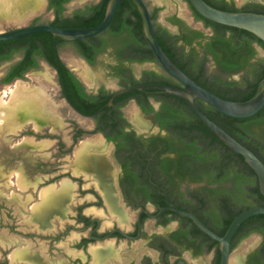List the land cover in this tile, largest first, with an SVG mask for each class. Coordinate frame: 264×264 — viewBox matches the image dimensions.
Here are the masks:
<instances>
[{"label":"flooded vegetation","instance_id":"1","mask_svg":"<svg viewBox=\"0 0 264 264\" xmlns=\"http://www.w3.org/2000/svg\"><path fill=\"white\" fill-rule=\"evenodd\" d=\"M46 1V9L29 25L55 20L57 10L50 0ZM72 1L63 3L61 15L87 13L88 7L101 0L81 4L77 0L74 5ZM125 1L132 13L137 7L135 1ZM184 1L192 19L179 10L162 13L164 6L145 0L155 30L175 47L188 67H204L208 85L231 98L237 86L245 88L264 73V45L250 35L242 34L246 38H241L237 30L221 31L225 40H220L215 29L198 20L189 1ZM256 1L247 0L239 6L236 0H212L228 7L233 3L237 7L258 4ZM36 7L21 9L17 4L12 8L28 13L41 10L43 5ZM51 15L50 19L44 18ZM148 46L147 42L143 48ZM72 51L96 74V83L90 87L61 57L90 97L104 98L120 88L137 85L134 82L144 83L150 80L151 71L165 73L157 62H153L156 67H143L149 62H140L141 55L135 48L120 52L108 46L96 54L93 62L74 46ZM22 58L21 53H15L8 60L1 83H13L37 70L29 68L23 77L5 81L10 68ZM42 62L53 72L60 97L76 115L89 119L92 128L71 121L68 140L56 136L55 157L59 163L64 158L69 162L63 167L66 171L52 175L56 163L44 157L36 163L24 158L20 165L5 171L3 179L7 181L0 187V206L6 207L4 211L0 208V264H171L179 259L188 264H221L218 240L192 219L173 210L160 211L173 205L193 212L214 233L224 236L229 219L249 207L264 206V196L259 184L241 178L244 169L219 165L216 149L201 147V137L197 128L193 129L200 126V120L191 105L160 101L154 95L146 104L130 95L115 102L123 93L111 106H106L109 99L97 112L86 114L65 96L57 68L44 56L40 65ZM100 64L104 65L101 73ZM236 73L239 79L234 77ZM173 110H177L178 117ZM248 118V124L242 120L233 127L243 143L264 158V118ZM47 125L55 130L62 123L55 128L50 122L43 126ZM19 132L11 134L23 137L10 148L11 152L25 147L30 139L21 129ZM47 142L43 140V144ZM37 173L43 176L33 182L31 177ZM245 221L231 239L229 264H264V217ZM251 237L258 239L247 246L245 241ZM234 251L237 257L232 260Z\"/></svg>","mask_w":264,"mask_h":264},{"label":"trees","instance_id":"2","mask_svg":"<svg viewBox=\"0 0 264 264\" xmlns=\"http://www.w3.org/2000/svg\"><path fill=\"white\" fill-rule=\"evenodd\" d=\"M51 6H54L57 10V16L55 20L49 22L52 25L65 27V28H80V27H93L100 24L106 13V8L108 4V0H101L99 3L93 5L92 7H88L87 13L77 14L72 17H65L61 15V11L63 9V3L67 0H50ZM210 5L220 8L223 10L230 11H254L259 13H264V4H254V5H245L243 7H237L234 3L228 6H221L212 2V0H205ZM220 2V1H219ZM222 3L228 4L226 1H221ZM193 11L198 20H203L207 26L213 27L216 31V37L220 40L224 41L225 37H222L221 31L223 33L227 31H238L241 38H246L245 35H250L254 39L260 41L263 45L264 42L258 38L255 34L240 29L237 27H232L224 24H220L209 20L203 17L192 5ZM129 3L125 0H122L118 11L110 24V26L100 35L76 41H68L62 39L60 37L54 36L52 33L47 31L38 32L32 34L30 36L12 39V40H1L0 41V61H8L13 58L15 53H21L22 59L21 61L14 64L9 72L5 81L13 80L16 76L23 77L25 70L29 68H40V58L43 56L59 71L60 81L64 88V94L67 96L69 102L74 104L79 110L83 111L86 114H92L98 111V109L107 103L112 94L106 97H90L83 89V86L79 82L76 75L68 68L65 61L60 56L59 47H62L64 44H71L74 46L79 54L87 58L90 62L94 61L96 54L102 50H104L108 46H113L117 48L120 52L126 50H132L133 48L138 49L139 54L141 55L138 59L140 62H157L154 53L152 52L150 46L144 49L143 46L147 44V41L144 37L142 30V18L141 15L136 8L134 11L130 13L128 11ZM38 22H34L33 24H37ZM162 28V25H159ZM166 30V29H163ZM157 38L159 44L162 46L163 50L167 53V55L192 79H194L201 86L209 89L215 94L226 98L227 96L222 95L219 90L208 85L207 78L204 76V67L200 68H192L188 67V64L184 61V58L177 53L175 47L170 45L160 34V31H156ZM243 34V35H242ZM224 36V35H223ZM158 63V62H157ZM165 72V71H164ZM150 80L145 81L144 83H162L171 86L182 87L175 78L165 73H158L156 71L148 72ZM264 78V73L261 74L256 81L248 84L245 88H242V85L237 86L236 94L232 96L231 100L244 101L252 98L256 95L260 89L261 80ZM133 84H139L138 82H134ZM131 85V84H129ZM259 85V87H258ZM126 86V85H124ZM157 89H143V90H132L129 92L120 95L115 99V102L119 101L123 96H136L139 101L143 104L148 103V98L151 95L156 96L157 100L182 104L187 103V101L179 97L177 95L172 94H161ZM200 109L204 112L210 119L214 120L217 124H219L222 128H224L227 132H229L232 136H234L238 141L242 144L243 141L240 138V133L233 127L240 121H244V124H248L250 120L249 118H236L231 117L226 114L219 112L214 109L210 104L205 101L199 100L198 102ZM205 104V105H203ZM174 114L178 117L177 110H173ZM257 118H264V108L260 110L256 115ZM189 118V116H188ZM200 120V126H193V129L197 128V133L201 137V147L210 150L212 148L216 149V161L219 165L225 166H236L245 170L244 173H240L241 178L243 177L247 182L253 184H259L258 177L255 171L248 165L245 158L235 153L230 147H228L219 137L218 135L211 130L204 121L198 117ZM195 140V139H194ZM194 143H198L196 139ZM248 148H250L257 156H259L264 162V158L252 148L244 144ZM234 154H237L238 157H233ZM248 172V174H247ZM254 207V206H252ZM251 208V207H249ZM247 208V209H249ZM246 210V209H244ZM235 214L233 217L229 219V225L236 215L241 213L242 211ZM177 215V213H176ZM178 216V215H177ZM264 217V215H255L247 219L245 222L249 221L252 218Z\"/></svg>","mask_w":264,"mask_h":264},{"label":"water","instance_id":"3","mask_svg":"<svg viewBox=\"0 0 264 264\" xmlns=\"http://www.w3.org/2000/svg\"><path fill=\"white\" fill-rule=\"evenodd\" d=\"M121 1L122 0H108L103 21L93 27L65 28L49 23H38L12 30L0 31V41L18 39L42 31L50 32L54 36L68 41L88 39L100 35L110 26L118 11ZM134 1L142 18V30L144 37L148 42L152 52L154 53L158 64L168 75L172 76L180 84H182V87L171 86L162 83H141L137 85H131L117 90L111 96L106 106H111L114 99L118 95L132 90L157 89L160 93L177 95L184 98L191 105L197 115L204 121V123L211 130H213L228 147H230L235 153L240 154L245 158L248 165L255 171L258 177L260 191L264 196V162L262 159L257 156L250 148L242 144L234 136L217 124L214 120L210 119L204 112H202L197 103V99H201L210 104L214 109L231 117L248 118L254 116L264 108V78L260 82L261 86L258 93L252 98L244 101L223 98L209 89L201 86L189 75H187L167 55L162 46L159 44L152 16L145 0ZM188 1L203 17L220 24L247 30L255 34L264 42V13L253 11L223 10L210 5L205 0ZM256 2L264 4V0H258ZM258 50L263 53L261 49ZM9 64V61L0 62V68H4ZM2 76L3 74L0 75V79H2ZM234 77L239 79L240 74L236 73ZM166 210H173L182 216L192 219L201 230L214 239L218 240L221 247V264H229L231 239L239 226L252 216L260 214L264 215V206H256L246 209L233 219L225 235L219 236L209 227H207L206 224L202 222L193 212L185 211L178 208L177 206L171 205L162 209L160 214ZM171 264L188 263L183 259H179Z\"/></svg>","mask_w":264,"mask_h":264},{"label":"rangeland","instance_id":"4","mask_svg":"<svg viewBox=\"0 0 264 264\" xmlns=\"http://www.w3.org/2000/svg\"><path fill=\"white\" fill-rule=\"evenodd\" d=\"M79 1V2H78ZM73 0L72 5L75 3H84L85 0ZM156 3L164 6V10L162 13H165L169 10H179L188 16L189 19H192V15L190 13V8L184 0H154ZM238 5L241 6L247 0H236ZM24 3V5H23ZM3 5V8L1 6ZM21 9H25L30 3L26 2H11L10 0H0V31L3 30H11L15 27L29 25L33 19L40 15L44 9L47 7V1L39 11H30L28 13H18L15 8L16 5ZM28 5V6H27ZM5 6V8H4ZM20 11V10H18ZM45 19L52 18L51 16L44 17ZM43 19V18H42ZM160 22L162 18L160 17ZM200 22V21H199ZM261 49V47H258ZM109 50H112L110 47ZM263 51V50H262ZM61 57L66 61V63L74 70L76 73L84 79L87 84L91 87L96 82V74L92 69L84 66V62L81 58L75 56L72 51L71 44H64L60 49ZM143 67L152 66L155 64L153 62L145 63L142 65ZM156 67V66H155ZM5 68H0V75L4 74ZM98 71H104V65L100 64L98 66ZM3 77V76H2ZM17 81H20L19 84L25 90V95L19 97H13L11 94H7L6 96H2L5 90L10 91L11 88L16 86ZM22 82V83H21ZM112 88H118L116 85H113ZM28 97L38 98V101H41L43 104V97L47 103L46 110L47 114L44 116H40V127L34 128V125L29 122L19 123L14 120L11 116L6 118L2 115V112L11 113L17 108V102L20 101L21 98ZM62 119V120H61ZM62 121V122H60ZM71 121H77L81 126L86 128H92V123L89 119H85L79 115H76L65 99L60 97V87L53 77V72L50 67L47 65H43V62L40 65V68L36 71H30L26 74L23 79H18L13 83L3 84L0 79V187L4 185L7 179H3V174L5 171L13 167L14 165H20L22 159L27 158L32 161V163H36V161H42L43 157L47 158V162L56 163V172L52 173V175H56L60 173V170L66 171V168L63 169L64 166L67 165V160L62 159L59 163L55 157L56 151V136H62L64 139L68 140L69 135L72 133ZM52 123L53 128L57 127L62 123V126L58 129L52 130L49 126H43L46 123ZM20 129L24 136H30V139L25 147L20 148V150H16V152H11L10 148L22 141L23 137L15 136L11 134L20 133ZM33 131V134H29V132ZM52 132L53 135L49 136V132ZM25 140V139H24ZM43 140H48L47 143L43 144ZM55 168V169H56ZM17 172L19 169L13 168ZM43 173H37L32 175V181L35 182L37 177H42ZM54 178H50L53 180ZM61 180V179H60ZM58 180V181H60ZM34 184V183H33ZM1 210L4 211L6 209L5 206H0ZM258 238L251 237L247 241H245L247 246L252 245ZM211 255V254H210ZM237 257V251L232 253V260Z\"/></svg>","mask_w":264,"mask_h":264},{"label":"bare ground","instance_id":"5","mask_svg":"<svg viewBox=\"0 0 264 264\" xmlns=\"http://www.w3.org/2000/svg\"><path fill=\"white\" fill-rule=\"evenodd\" d=\"M10 1L11 2H17V1L26 2V3H30L34 7L38 6V8L45 4V0H10ZM19 83L20 81H17L16 86L11 88L10 91L5 90L2 96H6V93H7V94H11L13 97H19V96L23 97L25 95V90ZM46 106H47V103L44 97H43V104L41 101H38V98L35 99V98L28 97L27 99L26 97H24V98H21L19 102H17V108L14 111H12L11 113L2 112V115L6 118L11 116L14 120L19 122L20 124L25 123V122L32 123L34 125V128L37 129L40 127V123H39L40 116L41 115L44 116L45 114H47ZM109 196H112V195H109ZM110 205H111V202H110ZM113 206L114 205L112 204V207Z\"/></svg>","mask_w":264,"mask_h":264}]
</instances>
